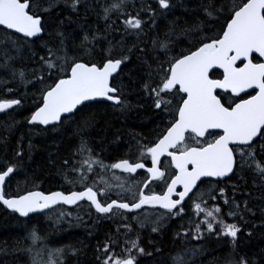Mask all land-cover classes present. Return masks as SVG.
I'll return each instance as SVG.
<instances>
[{"label": "snow or ice", "instance_id": "snow-or-ice-1", "mask_svg": "<svg viewBox=\"0 0 264 264\" xmlns=\"http://www.w3.org/2000/svg\"><path fill=\"white\" fill-rule=\"evenodd\" d=\"M155 2L159 16L165 18L183 6L182 0ZM61 5L68 10L64 16ZM157 9L150 3L137 7L136 0H94L91 4L89 0H0V70L10 76H0V88L8 93L23 88L24 97L30 94L35 107L26 117L28 125L65 137L71 133L78 141L69 144L71 157L61 161L58 172L69 186L67 192L32 190L13 198L6 194V181L10 183L14 173L22 171L32 148L29 144L26 157L21 137L14 150L15 162L4 159L0 166V203L20 217L68 205L94 208L100 218L120 221L116 232L121 239L109 236L97 246L98 264H140V257L153 254L141 246L139 234L130 235L133 228L127 214H135L131 219L141 229L151 224L153 233L176 219L183 231L174 239L224 240L235 252L243 231L236 218L247 223L245 214L255 216L256 211L246 199L237 202L235 193L241 190L235 185L229 195L220 185L236 175L244 179L243 173L250 171L259 181L253 180V187L264 188V0H201V15L194 23L173 22L165 39H152L149 48L142 38L155 28ZM81 10L93 11L104 21V28L83 33L76 44L64 25L65 20L73 22L71 13L79 16ZM128 37L134 39L126 43ZM185 41L186 46L180 47ZM36 45L44 50L43 55L35 51ZM25 50L32 61L27 69L17 66ZM133 58L145 71L136 73L129 63ZM134 73L141 77L140 91L163 128L149 143L130 132L134 153L130 149L105 163L102 153L93 149L89 134L102 119L105 125L108 122L92 102H110L106 107L124 117L133 106L122 78L128 75L131 80ZM23 107L19 96L0 97L2 114L10 116L9 110ZM12 127L7 125L6 132ZM7 141V136L0 139L5 154ZM163 157L169 158L166 164ZM218 198L228 206L226 212L219 204H209ZM146 206L164 211L149 213ZM186 207H191L192 216H186ZM86 214L91 216L90 211ZM64 215L72 214L62 211ZM76 219L83 221L79 214ZM26 239L32 246L25 250L33 253L44 238L33 227ZM78 251L69 247L67 254L76 256ZM41 254V250L33 253L32 264H63L66 252L51 250L52 258L46 261L39 259ZM172 264H190L187 253L177 252ZM226 264L258 262L241 255Z\"/></svg>", "mask_w": 264, "mask_h": 264}, {"label": "trees", "instance_id": "trees-1", "mask_svg": "<svg viewBox=\"0 0 264 264\" xmlns=\"http://www.w3.org/2000/svg\"><path fill=\"white\" fill-rule=\"evenodd\" d=\"M93 2L94 0H89L90 4ZM104 2L105 0H100V3ZM200 2L201 0H182L183 6L178 5L165 18L159 16L160 10L157 9L155 0H136L137 7L141 3H150L154 9H157L158 18L155 28L150 29L147 35L142 38L146 46L150 48V41L154 38L165 39V33L173 22H177L181 26H184L185 22L189 25L194 23L201 15L198 10ZM95 7L96 11H99V6L95 5ZM185 8L189 10L185 11ZM61 9V16L68 13V10L64 9L62 5ZM56 12L57 9H54L52 12L53 17L56 16ZM71 16L73 22L69 23L65 20L64 30L70 36L75 37L76 44L80 43L83 33L97 28L102 31L104 28V21L98 19L91 10L87 12L81 10L79 16L74 13H71ZM147 18L145 15V19ZM177 18L179 19L177 20ZM114 35L115 39L119 40V33ZM51 39L54 41L55 37L53 36ZM133 39V37H128L126 43H130ZM185 46L186 41L180 45V47ZM33 47L40 55L44 54V50L39 45ZM29 55V51L25 50L23 60L17 61V66L23 65L25 69L31 66L32 61L29 59ZM129 63L135 67L136 73L145 71L135 58ZM0 76L10 78L4 70H0ZM140 80L141 77L135 73L131 80L128 75L122 78L126 98L133 106L132 110L124 117L106 107L109 103H94L96 107L100 108V115L105 116L108 123L105 125L102 119L97 128L90 132L89 141L93 149L102 153L105 157V163L111 162L113 156L127 154L130 149L134 153L135 142L131 139L130 132L143 136L145 143H149L155 140L156 132L163 128L159 117L155 116L148 107V98L143 97V93L140 91ZM9 87H16V85H9ZM24 92L25 89L23 88L12 93L0 88V97L19 96L24 103V107L18 111H10L12 113L10 116L7 114L0 115V139L4 136L8 137L6 154L3 144L0 143V166L3 165L4 159L12 163L15 162L13 160L14 150L21 137L23 138L22 147L26 157L29 156L28 146L29 144L32 145L30 157L25 159L21 165L22 171L18 175L14 173L15 178H11V182L6 184V194L15 198L21 193L26 194L27 191L32 190L43 191L44 193L52 191L67 192L69 186L58 172L61 161L64 158L71 157L69 144L74 145L78 141L71 136V133H68V136L65 137L60 132L40 131L34 129V126L28 125L26 117L31 114L35 105L31 103L30 94L28 97H24ZM138 103L142 104L143 107H136ZM93 110H96V108ZM7 125H13L10 133L5 130ZM243 177L244 179H241L240 175L233 176L227 184L220 185V187L225 188L226 195L233 193L232 186L235 185L241 190L235 193L237 202L246 199L249 207L256 211L255 216L245 214L247 223L240 220L239 217L236 218V222L243 231L235 252L232 251L231 245L224 240L207 238L205 240L184 241L183 239H174L178 231H183L179 228L176 219L167 221L166 226L159 233H153L151 224L141 229L127 214L129 216L128 222L132 224L133 228L130 235L134 238L135 235L139 234L141 246L146 251L153 253L151 256L140 257V264H172V257L177 252H186L190 264H226L229 259L238 260L241 255H245L250 261L254 259L258 264H264V227H256V225L264 224V215L261 213V209L264 208V188L253 187V180H257V183L259 181L252 172L243 173ZM241 192L251 193V195L242 196ZM209 204H219L225 212L227 211L228 206L224 205L219 198L216 201H209ZM62 211L71 214L79 211L83 221H78L75 217L68 224L56 220L52 221L48 217L52 213L59 212L60 214ZM89 211L91 216L88 215V218H86V213ZM45 213H48V215ZM45 213L22 219L17 214L7 211L0 204V264H32V255L37 250L42 252L39 259L46 261L52 258L49 252L57 248L65 249L66 255L61 258L63 264H98L96 260L97 246L102 245L109 236L117 240L121 239V236L116 232V228L121 222L100 218L93 209L87 207L68 209L61 206ZM185 213L186 216H192L191 207H186ZM225 219L232 222L231 218L227 216ZM162 223L164 222L162 221ZM33 227L38 230L44 239L33 248V253H29L25 249L32 245L26 237H28ZM124 231L125 229L121 228V233ZM248 231L252 232V236L247 235ZM69 247L80 251L76 256H72L67 254ZM157 248L160 249L159 252L156 251ZM193 248L201 251L192 253L189 250ZM116 251L119 253L121 249L117 247Z\"/></svg>", "mask_w": 264, "mask_h": 264}, {"label": "water", "instance_id": "water-1", "mask_svg": "<svg viewBox=\"0 0 264 264\" xmlns=\"http://www.w3.org/2000/svg\"><path fill=\"white\" fill-rule=\"evenodd\" d=\"M217 71H220V70H217ZM92 103L94 104V103H101V102H92ZM106 103H109V104H110V102H106ZM10 111H12V110H9V112H10ZM0 115H2V113H0ZM164 158H167V157H163L162 160H163ZM140 171L142 172L143 170H140ZM6 183H7V181H6ZM45 194H49V193H45ZM185 202H187V201H185ZM81 203L84 204V203H87V202H81ZM0 204H1V205H2L7 211L11 212V210L8 209L6 206H4L2 203H0ZM61 206L66 207V208H68V209H75V208H76V207L68 206V205H56L53 209L58 208V207H61ZM146 208H147V206H146ZM53 209H46L45 212L51 211V210H53ZM141 210H143V209H141ZM141 210H140V211H141ZM45 212L30 213L29 217H31V216H36V215H39V214H42V213H45ZM11 213H13V212H11ZM15 214H17V215L19 216L18 213H15ZM19 217H20V216H19ZM29 217H20V218H22V219H28Z\"/></svg>", "mask_w": 264, "mask_h": 264}, {"label": "rangeland", "instance_id": "rangeland-1", "mask_svg": "<svg viewBox=\"0 0 264 264\" xmlns=\"http://www.w3.org/2000/svg\"><path fill=\"white\" fill-rule=\"evenodd\" d=\"M107 178V177H105ZM77 214H79V211L75 212L74 214H72L71 216H68V215H64V216H61V213L59 214V212H55V213H52L50 214L48 217L52 220V221H59L61 223H70V220H72V218H75L77 216ZM59 216V218H58ZM56 218V219H55ZM69 220L68 222L66 220ZM134 221V220H133ZM135 222V221H134ZM43 261V259H40Z\"/></svg>", "mask_w": 264, "mask_h": 264}, {"label": "flooded vegetation", "instance_id": "flooded-vegetation-1", "mask_svg": "<svg viewBox=\"0 0 264 264\" xmlns=\"http://www.w3.org/2000/svg\"><path fill=\"white\" fill-rule=\"evenodd\" d=\"M169 158H164L163 160H162V163H165L166 164V162H167V160H168ZM150 163V162H149ZM119 175H125V174H122V173H118ZM140 173L138 172L137 173V175H139ZM11 179V178H10ZM8 183V182H7ZM6 183V184H7ZM6 186V185H5ZM187 202H185V204H186ZM85 205L87 204V203H84ZM76 209V208H75ZM93 210H94V208H93ZM146 210L149 212V213H152V212H156V211H164V210H162V209H151V208H146ZM95 211V210H94ZM143 211H145V209H143V210H141V212H143ZM99 215V214H98ZM128 215H130L131 217L133 216V215H135V214H128ZM85 216V215H84ZM86 218H88V215H87V217Z\"/></svg>", "mask_w": 264, "mask_h": 264}]
</instances>
